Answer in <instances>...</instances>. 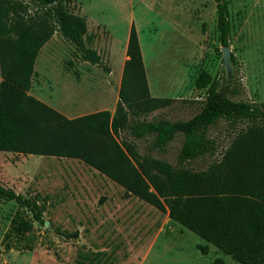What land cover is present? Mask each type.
<instances>
[{"label": "rangeland", "instance_id": "374dc122", "mask_svg": "<svg viewBox=\"0 0 264 264\" xmlns=\"http://www.w3.org/2000/svg\"><path fill=\"white\" fill-rule=\"evenodd\" d=\"M20 1L30 13L37 8ZM227 1L226 62L216 0H69L68 13L84 20L86 43L102 61L84 60L55 31L36 56L28 93L68 118L101 111L112 117L120 105L130 123L156 117L174 121L201 111L206 88H197L195 80L206 71L228 99L247 102L252 109L241 118L221 117L206 127L209 150L185 165L205 175L217 170L224 182L229 175L239 181L245 174L248 186L264 190L259 132L264 124V0ZM133 27L153 100L148 103L132 98L137 86L124 77ZM114 138L133 158L151 153L173 166L182 145L178 134L165 152H150L148 141L127 128H120ZM0 183L29 199L38 195V202L45 204V222L40 224L31 220L27 208L0 198V264H77L80 250L106 251L112 264H240L170 218L167 205L162 210L128 193L81 158L0 151ZM21 220L34 226L32 249L19 235Z\"/></svg>", "mask_w": 264, "mask_h": 264}, {"label": "trees", "instance_id": "16d2710c", "mask_svg": "<svg viewBox=\"0 0 264 264\" xmlns=\"http://www.w3.org/2000/svg\"><path fill=\"white\" fill-rule=\"evenodd\" d=\"M68 1L28 0L37 6L30 13L28 4L20 0H0V151L81 158L121 184L128 193L162 210L167 205L170 218L237 262L264 264V190L248 186L245 174H240L239 181L229 175L224 182V174L217 170L210 169L205 175L185 165L209 150V142L204 140L206 127L216 124L221 117L229 121L241 118L252 109L247 102L228 99L208 72L202 71L195 80L197 88H206L205 99L201 111L190 119L156 117L130 123L122 116L120 105L112 117L108 111H101L68 118L29 95L36 56L55 31L72 43L84 60L95 64L102 61L98 51L86 43L84 20L68 13ZM216 2L220 40L229 46V3ZM127 52L130 58L124 77L137 86L132 98L143 103L153 101L134 27ZM120 97L125 99L123 91ZM125 102L130 105L127 99ZM120 128L130 129L135 137L147 140L150 152H165L181 134L177 164L170 165L151 153L133 158L114 138ZM259 132L264 153V124ZM0 198L16 201L31 213V220L44 224L45 204L38 202L40 196L29 199L0 183ZM19 226L25 247L32 249V221L21 220ZM201 249L203 253L208 251L206 245ZM77 256V264H112L106 251L80 250Z\"/></svg>", "mask_w": 264, "mask_h": 264}, {"label": "water", "instance_id": "95a60500", "mask_svg": "<svg viewBox=\"0 0 264 264\" xmlns=\"http://www.w3.org/2000/svg\"><path fill=\"white\" fill-rule=\"evenodd\" d=\"M223 49H224V55H225L224 57H225V60L227 62V60H228L227 55H228L229 48H228V46H225Z\"/></svg>", "mask_w": 264, "mask_h": 264}, {"label": "crops", "instance_id": "0c3cea01", "mask_svg": "<svg viewBox=\"0 0 264 264\" xmlns=\"http://www.w3.org/2000/svg\"><path fill=\"white\" fill-rule=\"evenodd\" d=\"M238 263H240V262H238ZM240 264H242V263H240Z\"/></svg>", "mask_w": 264, "mask_h": 264}]
</instances>
